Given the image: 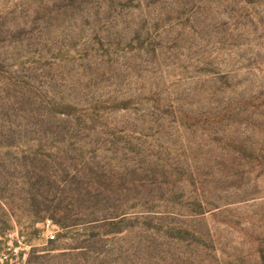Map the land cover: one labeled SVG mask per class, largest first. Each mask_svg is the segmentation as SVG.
Segmentation results:
<instances>
[{
  "label": "rangeland",
  "instance_id": "374dc122",
  "mask_svg": "<svg viewBox=\"0 0 264 264\" xmlns=\"http://www.w3.org/2000/svg\"><path fill=\"white\" fill-rule=\"evenodd\" d=\"M42 116L71 131L67 156L25 145ZM62 169L138 186L105 198L162 213H128L142 223L122 234L59 230L39 211ZM5 227L0 264H264V0H0Z\"/></svg>",
  "mask_w": 264,
  "mask_h": 264
},
{
  "label": "trees",
  "instance_id": "16d2710c",
  "mask_svg": "<svg viewBox=\"0 0 264 264\" xmlns=\"http://www.w3.org/2000/svg\"><path fill=\"white\" fill-rule=\"evenodd\" d=\"M41 104L37 106L38 110H42V107H40ZM61 107L60 113L62 115H65L67 117H70L74 115V107L71 105H59ZM76 114V113H75ZM78 117V116H77ZM43 116L41 117L40 121L34 122L31 124L32 131L29 130L28 124L25 126V133L27 136L30 134L29 132H34L33 137H28L27 140L24 142L28 148H33L37 150V152H41L44 149H51L55 152V155H68L69 150L71 149L70 142L73 141V137L70 136L72 133L70 130H65L63 132V129L57 125L51 126L48 122L43 120ZM32 123V122H31ZM74 146V144H72ZM83 146V145H81ZM57 157V156H55ZM45 162H48L47 159ZM156 173L161 177L162 179H165L166 176V170L162 167L159 171H156ZM156 173L154 172V176H156ZM86 174H81L80 172L78 174L71 175L67 170L62 169L61 170V176L59 177L60 180H57L59 183L57 189L61 187V195L58 199L57 206L50 208L46 207L44 210L39 211L42 212V219L44 222L50 221L53 225L57 226L59 230H69L74 229L76 227L92 230H110L111 227L116 228L115 231H112L111 234H122L124 232H130L132 229L140 228L139 225H137L139 218H137L139 215H135L133 217L135 218H129L132 216H127L128 213H162L157 212L153 210H160L155 209L156 207L146 208L147 206L144 203H138L135 202L134 204L129 206V203L127 201H120L119 199L117 201L109 202L107 198H105L106 194H122L125 190L130 192L131 188L136 191L138 190V186L136 187H124L123 185H112V184H103L101 183H93L91 184L89 182V179ZM43 181L46 182L44 184V187H56L55 181L52 182V185L50 184V177L45 180V178H42ZM163 182L157 184L156 181L155 184L158 185L156 188V192L160 194H164L163 188ZM133 184V183H132ZM141 184V183H140ZM112 185V186H111ZM44 187L43 189L39 188L37 189L34 187V190H42V193L40 195V198L46 197L44 195ZM30 188H33L30 187ZM140 192V191H137ZM63 193H68V199L69 202L65 204V198L62 197ZM37 195H35V200H37ZM47 202V200H46ZM159 206L164 203L162 199L158 201ZM37 203V201L35 202ZM39 203V202H38ZM37 203V204H38ZM131 204V203H130ZM164 205V204H163ZM71 206L74 207V209H69ZM154 208V209H153ZM136 210V211H134ZM144 210V211H143ZM193 215H199L202 214L201 211H192ZM144 215H141V217ZM145 221H143V224H140L144 229H147L145 226H147V218H144ZM142 223V221L140 222ZM9 228L5 227L2 229V232L0 231V236H4L5 231H7ZM169 229L165 231V235ZM109 232V231H108ZM102 234L98 232L96 235L93 236V239H89L87 242L92 243L91 245H87L85 248H78L83 250L80 255L86 256L94 254L95 251L93 249V246L95 244H99L102 240ZM107 235V233H106ZM65 235H58V238L56 241H49V244H55L58 240L64 238ZM34 251L31 254V257L33 256ZM31 257H29L27 263L29 264L31 262Z\"/></svg>",
  "mask_w": 264,
  "mask_h": 264
},
{
  "label": "built area",
  "instance_id": "2783aa9c",
  "mask_svg": "<svg viewBox=\"0 0 264 264\" xmlns=\"http://www.w3.org/2000/svg\"><path fill=\"white\" fill-rule=\"evenodd\" d=\"M55 237L53 235L50 236V239L53 240Z\"/></svg>",
  "mask_w": 264,
  "mask_h": 264
}]
</instances>
